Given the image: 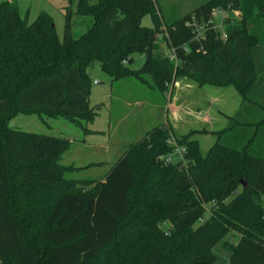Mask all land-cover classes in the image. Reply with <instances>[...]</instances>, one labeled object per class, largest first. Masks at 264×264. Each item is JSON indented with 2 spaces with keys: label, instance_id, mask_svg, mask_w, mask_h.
<instances>
[{
  "label": "trees",
  "instance_id": "trees-1",
  "mask_svg": "<svg viewBox=\"0 0 264 264\" xmlns=\"http://www.w3.org/2000/svg\"><path fill=\"white\" fill-rule=\"evenodd\" d=\"M69 3L75 11L65 9L62 42L49 15L28 23L13 3L0 4V264H215L213 248L221 243L227 264H264V156L253 141L241 148L222 142L238 131L237 117L222 132L191 131L176 140L186 154L175 165L162 159L172 152L162 124L99 182L65 178L74 170L61 164L70 140L7 125L32 114L89 133L85 124L97 112L88 103L86 70L96 62L113 82L132 78L166 93L185 78L199 87H233L253 103L264 48L246 26L252 17L264 20V0H210L165 33L153 0ZM229 4L241 18L226 20L227 40L208 30L201 44L194 42L186 22L194 17L210 29L212 9ZM145 15L152 28L141 24ZM72 16L91 19L78 39L70 37ZM159 35L174 49L173 62L159 50ZM135 55L145 56L136 71L127 66ZM197 134L219 142L202 156L192 139Z\"/></svg>",
  "mask_w": 264,
  "mask_h": 264
},
{
  "label": "rangeland",
  "instance_id": "rangeland-1",
  "mask_svg": "<svg viewBox=\"0 0 264 264\" xmlns=\"http://www.w3.org/2000/svg\"><path fill=\"white\" fill-rule=\"evenodd\" d=\"M208 1L210 0H153L154 8H157L159 19H161L160 29L165 33L166 25H172L173 22L182 19ZM4 2H8V0H0V4ZM13 4L17 6L21 19H26L28 23H32L41 14L49 15L53 22V27H55V34L60 42L63 41L65 36V9L69 8V10L75 11L69 0H16ZM227 6V8L233 7L231 4ZM233 10L237 12V15L230 20L237 21L241 18V12L237 8H233ZM225 16L228 17V14L226 13ZM141 24L144 27L152 28L153 24L150 15L143 16ZM216 25H219V22ZM70 26L72 27L70 37L78 39L91 26V19L72 16ZM246 29L248 34L255 36L259 40L260 46L264 47V20L252 17L247 23ZM161 35L158 36L159 50L168 55L171 49L167 48L166 44L163 43ZM257 57V80L258 85H261L262 80L264 81V54L257 55ZM144 62V55H135L133 60L127 63V66L131 70L136 71L142 67ZM86 71L91 79L88 103L90 109L97 112V116L93 118V121L86 123L85 128L96 132V134H89V132L87 133L89 135H87L82 129L59 117L44 119L45 122H42L37 115L19 114V116L7 123L13 130L70 140V148L61 159L63 166H69L74 169L65 175L67 180L86 179L99 182L132 145L141 141L147 132L160 127L164 123H166L165 127L169 128L168 130L175 141L183 135L189 134L191 128H199L200 131L204 129L218 130L222 126L229 128L236 124L230 121L221 123L213 120L207 121L206 124H199L198 118L195 119L194 116H189L187 111H183L185 110L184 106L182 107L183 109L179 108L180 118L175 119L176 121L179 119V121L174 123V116L170 113L169 106L172 103V99L178 95L190 92L185 90L184 85H182L184 84L183 81H181V87L177 89L174 95V88H171L166 93H160L138 83L132 78L113 82L109 76L100 70L97 62L88 67ZM179 80L187 81L185 78ZM96 82L98 85H95ZM188 82L195 85L191 80H188ZM174 87H176L175 84ZM226 88L228 89V94L221 98H215V101L212 94L219 92V89L205 86V90L200 92V89L197 88L199 91L194 93L193 101L203 107L207 102H211L213 104L212 112L223 110L226 114L231 115L235 108L236 99H232L229 92L235 95L233 97H237L238 94H236L233 87ZM249 99L253 103L245 102L241 109V114L236 119V130L238 131L230 134L222 142H226L225 144H230L235 148H241L244 147L243 145L253 141L251 146L253 145V149H256V154L263 157L264 91L255 88L249 95ZM186 102L182 105H186ZM248 111H254V114L250 115L249 118H247V115H249L247 114ZM212 112L210 115H206L212 118ZM259 122L262 123L254 125ZM246 124H252L253 126L249 127ZM257 130L259 131L257 132ZM193 138L199 140L198 147L202 156H205L209 149L219 142L215 135H196ZM209 208L210 205L205 206L206 217L209 215ZM163 227L167 228L166 225ZM232 239L235 240V243L239 240L238 236H234ZM213 253L217 256L215 264H227L228 255L223 249V243L215 246Z\"/></svg>",
  "mask_w": 264,
  "mask_h": 264
},
{
  "label": "crops",
  "instance_id": "crops-1",
  "mask_svg": "<svg viewBox=\"0 0 264 264\" xmlns=\"http://www.w3.org/2000/svg\"><path fill=\"white\" fill-rule=\"evenodd\" d=\"M257 43H258V45L260 46V44H259V40L257 39ZM261 47V46H260ZM262 48H264V47H262ZM181 81H183V83L184 84H182V85H184V87H185V90H189L190 92L189 93H184V94H181L180 96L178 95V96H176L174 99H172V103L169 105L170 106V113L172 114V116H174V120L175 119H177V118H180V116H179V112H180V109L179 108H182L183 106L185 107V110H183V111H187L188 112V115L189 116H194L195 117V119L196 118H198V120H199V124L200 123H203V124H206V122L207 121H211V120H213L214 122L216 121H220L221 123L222 122H225V121H229V119L228 118H230V119H232V118H234V117H238L239 116V114H241V109H242V107H243V104L245 103V102H243V100L240 98V96L239 95H237V97H233V96H235V95H233V93H231V92H229V94H231V96H232V99H236V104H235V108H234V111L231 113V115H229V114H226L223 110L222 111H220V110H216V111H213L212 112V109H213V104L211 103V102H207L205 105H204V107L203 106H201V105H199L198 103H195L194 101H193V97H194V93H197L198 91H199V89H200V92H203L205 89V86H209V85H205L204 87H199L198 85H192L191 83H189L188 82V80L187 81H185V80H177L176 82H175V85H176V87H174V95H175V92L177 91V89H179L180 87H181V85H180V83H181ZM194 83V82H193ZM96 85H98V84H96ZM210 87H213V86H210ZM187 88H190V89H187ZM197 88H199V89H197ZM213 88H216V87H213ZM216 89H219L220 91L219 92H215V93H213L212 94V97H213V100L215 101V98H221V97H223V96H225V94H228V89L226 88V89H224V88H216ZM258 90H263L264 91V82L262 81L261 82V85L258 87ZM235 91V90H234ZM236 92V91H235ZM236 94H238L237 92H236ZM174 95H173V97H174ZM210 95H211V93H210ZM239 97V98H238ZM184 99H185V101H187L186 103V105H182L183 103H185V101H184ZM174 101V102H173ZM182 102V103H181ZM181 105V106H180ZM183 109V108H182ZM211 112H212V118L211 117H209V116H207L206 114H208V115H210L211 114ZM247 114H249V115H247V118H249V116L250 115H253L254 114V111H248L247 112ZM206 115V116H205ZM189 118H191V117H189ZM178 121H179V119H178ZM178 121H173L174 123L175 122H178ZM193 121V120H192ZM191 121V122H192ZM201 121V122H200ZM190 122V123H191ZM193 123V122H192ZM166 123H164L163 125H165ZM195 127V126H194ZM226 128H225V126L223 127H221L220 129H218V130H215V129H213V130H206V129H204V130H202V131H208V132H222L223 130H225ZM90 133L89 134H96V132H93V131H91V130H89V129H87ZM191 131H200L199 130V128H191V130L189 131V133H191ZM89 134H87V135H89ZM197 135H200V134H197ZM207 135H211V134H207ZM207 135H202V136H207ZM184 136V135H183ZM196 136V135H195ZM195 136H193V137H195ZM192 137V138H193ZM216 138H217V140H218V137L216 136ZM194 139V138H193ZM194 140H196L197 141V143H198V145H199V140H197V139H194ZM71 142V141H70ZM103 179L104 178H101L100 179V181H103ZM220 245V244H219ZM218 245V246H219ZM215 255V254H214ZM227 255H228V253H227ZM228 259H229V255H228ZM228 262V261H227Z\"/></svg>",
  "mask_w": 264,
  "mask_h": 264
},
{
  "label": "built area",
  "instance_id": "built-area-1",
  "mask_svg": "<svg viewBox=\"0 0 264 264\" xmlns=\"http://www.w3.org/2000/svg\"><path fill=\"white\" fill-rule=\"evenodd\" d=\"M16 0H8L9 3H13ZM228 14V17L225 16V14ZM237 15V12L233 10L232 8H214L211 12V22L213 23L212 27L209 29L206 27V25L203 23H199L195 20L194 17H192L188 22H186V28H189L192 35V40L196 43L201 44L206 38V33L208 30H213L216 33V37L218 40L226 41V33H225V24L227 19H233L234 16ZM219 22V25H216V23ZM168 58L170 61H174L175 59V52L174 49L170 50L168 53ZM168 145L172 148V152L168 155H165L162 159L164 163L168 165H175L176 163H183L184 162V156L186 154V148L180 145H177L176 141L171 138L167 141Z\"/></svg>",
  "mask_w": 264,
  "mask_h": 264
},
{
  "label": "water",
  "instance_id": "water-1",
  "mask_svg": "<svg viewBox=\"0 0 264 264\" xmlns=\"http://www.w3.org/2000/svg\"><path fill=\"white\" fill-rule=\"evenodd\" d=\"M96 84H98V83L96 82ZM240 185H241L242 188H245L246 187V182H245L244 179L243 180H240Z\"/></svg>",
  "mask_w": 264,
  "mask_h": 264
}]
</instances>
